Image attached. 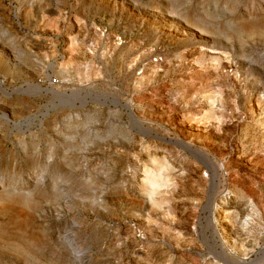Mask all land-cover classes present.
<instances>
[{
    "label": "rangeland",
    "instance_id": "obj_1",
    "mask_svg": "<svg viewBox=\"0 0 264 264\" xmlns=\"http://www.w3.org/2000/svg\"><path fill=\"white\" fill-rule=\"evenodd\" d=\"M0 264H264V0H0Z\"/></svg>",
    "mask_w": 264,
    "mask_h": 264
},
{
    "label": "built area",
    "instance_id": "obj_2",
    "mask_svg": "<svg viewBox=\"0 0 264 264\" xmlns=\"http://www.w3.org/2000/svg\"><path fill=\"white\" fill-rule=\"evenodd\" d=\"M38 83L45 87H60L62 85L56 78L40 79Z\"/></svg>",
    "mask_w": 264,
    "mask_h": 264
},
{
    "label": "bare ground",
    "instance_id": "obj_3",
    "mask_svg": "<svg viewBox=\"0 0 264 264\" xmlns=\"http://www.w3.org/2000/svg\"><path fill=\"white\" fill-rule=\"evenodd\" d=\"M3 84V82H1ZM131 106V105H130ZM215 206V205H214ZM219 208L218 207H215V210L217 211ZM215 221V220H214ZM216 223V222H215Z\"/></svg>",
    "mask_w": 264,
    "mask_h": 264
}]
</instances>
